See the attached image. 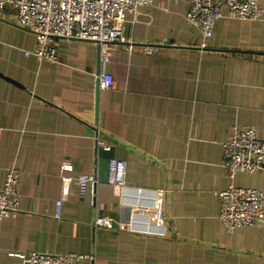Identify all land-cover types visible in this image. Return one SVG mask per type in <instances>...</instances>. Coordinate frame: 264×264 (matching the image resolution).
I'll return each mask as SVG.
<instances>
[{"label": "crops", "instance_id": "crops-1", "mask_svg": "<svg viewBox=\"0 0 264 264\" xmlns=\"http://www.w3.org/2000/svg\"><path fill=\"white\" fill-rule=\"evenodd\" d=\"M189 8L153 0L128 14L105 66L111 89L99 86L97 43L61 38L58 60L40 61L26 55L37 35L12 10L0 16V188L7 169L23 170L20 211L0 221V264H30L20 254L31 251L95 255L78 264H264V224L230 231L218 218L231 182L264 190V169L231 179L223 150L236 126L264 138V19L225 8L203 49ZM112 157L127 163L123 188L109 181ZM65 163L99 182L81 197L74 181L57 217ZM158 189L163 219L150 210ZM97 214L114 228L96 227Z\"/></svg>", "mask_w": 264, "mask_h": 264}, {"label": "built area", "instance_id": "built-area-1", "mask_svg": "<svg viewBox=\"0 0 264 264\" xmlns=\"http://www.w3.org/2000/svg\"><path fill=\"white\" fill-rule=\"evenodd\" d=\"M153 0H0V16L5 10H12L6 15L8 20L28 28L37 35L36 47L26 51V55H35L40 61H57V40L61 38L92 41L100 49L102 69L99 73L101 89H111L114 77L106 71L105 66L114 54L113 49L122 41L128 14L137 13L142 6ZM233 18L263 20L264 6L260 0H190L187 13L188 21L197 26L204 36L199 44L203 49L209 48L208 39L213 35L216 22L223 16V9ZM5 15V14H4ZM135 43L127 45L133 50ZM145 50L151 51L148 46ZM98 145L106 150L111 144L98 139ZM224 166L228 175L234 179L237 172L255 173L264 169V138L259 135L254 125H241L234 128L232 136L223 143ZM63 198L58 201L56 216L61 214V205L70 193L71 184L76 181L79 194L84 197L92 185L99 180L94 173H83L76 177L68 173L73 166L62 165ZM127 163L112 157L109 162V181L117 187L126 186ZM23 170L10 167L6 170L3 186L0 188V221L20 211L21 195L19 183ZM166 192L155 191L150 206L158 218L165 215ZM94 195V194H93ZM94 203L96 200L94 198ZM218 218L228 230L243 227H255L264 224V190L256 187L238 186L231 182L220 191V212ZM95 226L114 228L111 216L97 214ZM30 264H78L84 260H95L94 254L77 252L54 253L49 251H31L20 254Z\"/></svg>", "mask_w": 264, "mask_h": 264}]
</instances>
